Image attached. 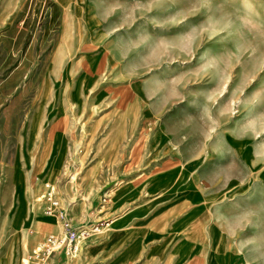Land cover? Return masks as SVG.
I'll return each instance as SVG.
<instances>
[{
  "label": "rangeland",
  "instance_id": "374dc122",
  "mask_svg": "<svg viewBox=\"0 0 264 264\" xmlns=\"http://www.w3.org/2000/svg\"><path fill=\"white\" fill-rule=\"evenodd\" d=\"M82 227L44 264H264V0H0V264Z\"/></svg>",
  "mask_w": 264,
  "mask_h": 264
},
{
  "label": "built area",
  "instance_id": "2783aa9c",
  "mask_svg": "<svg viewBox=\"0 0 264 264\" xmlns=\"http://www.w3.org/2000/svg\"><path fill=\"white\" fill-rule=\"evenodd\" d=\"M42 197L45 200L46 212L51 213L58 204L55 187L46 184ZM87 229L82 227L76 231H66L58 234H48L43 237L38 246L32 251L30 264H44L48 256L54 253L73 255L80 249ZM29 264V261L27 262Z\"/></svg>",
  "mask_w": 264,
  "mask_h": 264
},
{
  "label": "crops",
  "instance_id": "0c3cea01",
  "mask_svg": "<svg viewBox=\"0 0 264 264\" xmlns=\"http://www.w3.org/2000/svg\"><path fill=\"white\" fill-rule=\"evenodd\" d=\"M227 133H224V139L226 140L227 139ZM233 141V140H232ZM43 239V238H42Z\"/></svg>",
  "mask_w": 264,
  "mask_h": 264
},
{
  "label": "bare ground",
  "instance_id": "6f19581e",
  "mask_svg": "<svg viewBox=\"0 0 264 264\" xmlns=\"http://www.w3.org/2000/svg\"><path fill=\"white\" fill-rule=\"evenodd\" d=\"M85 228V227H84ZM88 231V230H87ZM67 262V261H66Z\"/></svg>",
  "mask_w": 264,
  "mask_h": 264
}]
</instances>
